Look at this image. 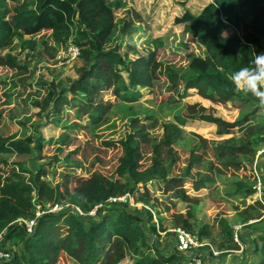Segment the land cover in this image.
Listing matches in <instances>:
<instances>
[{"label": "rangeland", "instance_id": "1", "mask_svg": "<svg viewBox=\"0 0 264 264\" xmlns=\"http://www.w3.org/2000/svg\"><path fill=\"white\" fill-rule=\"evenodd\" d=\"M212 1L112 0L109 6L114 26L105 47L118 52L125 62L153 56L158 64L151 71L153 88L139 86L129 90V93L135 94V98L129 102H122L113 94H103L102 101L101 94L95 96L92 107L86 96L72 97L69 94L66 103L58 101L60 93L68 92L71 85L84 76L89 66L87 60L80 56V51L77 58L70 59L68 48H78L77 43L82 42L79 33L83 28L76 22L65 45L54 43L50 33L44 31L36 37L37 43L29 46L26 44L28 38H23L18 32L0 51L2 57L15 56L19 65L17 71L0 69V135L8 137L17 134V143L29 149V153L2 155L0 160L9 165L15 164L18 170L24 172L25 178L40 172L45 182L54 187L64 183L67 173L78 174L83 179L94 171L112 175L119 153L107 143L119 141L126 134L133 135L131 148L136 154L133 159L136 169L133 168L130 174L126 172L122 181L112 186V193L96 206L107 209L101 214L107 217L109 232L123 209V200L119 198L126 194L131 196L126 211L137 214L143 220L140 225L143 237L137 251L124 264H134L141 258H157L158 255L173 254L179 257L174 250L175 232L182 229L177 217L185 215L187 211L193 216L189 220L193 226L191 233L198 235L204 224L212 226L211 239L203 241L221 252L217 258H213L217 264L223 259L230 261L227 264L252 262L253 239L263 233L264 198L249 199L245 198L244 193L249 189L254 190L255 172L264 171V157L256 163L255 150L244 158L231 152L232 155L228 154L224 159L222 150L225 146H240L244 134L255 132L257 125L264 126V106L251 93L241 91L243 98L251 100V106L260 109L245 127L228 128L221 122H192L184 119L187 106H195V110H198L204 106V102L195 91L186 90L169 79L176 77L188 62L182 47L183 37L178 33L181 25L175 24L174 18L182 16L185 10L198 15ZM234 2L245 21L250 22L249 14L239 8L237 0ZM155 39L162 41L163 51L159 50ZM260 53H264V50ZM124 69L120 68L121 75L128 84ZM96 81L93 77L88 82L93 85ZM250 105L229 103L207 109L213 117L233 123L242 116L254 113ZM96 107H100L101 113L91 118L89 114H93ZM88 111L91 112L86 113ZM164 134L169 139L168 145L159 146ZM259 139L263 142L264 134ZM198 143L200 147L196 148L194 155L200 161L193 163L189 173L185 172L190 164L183 151L192 150ZM170 148H173V154ZM174 158L177 161L173 175L186 178V194L198 196V202L179 199L164 180L170 178L169 168ZM207 179V189L193 191L196 184ZM261 179L264 180V177L261 176ZM77 182V177L71 176L64 185L72 190ZM145 191H148L150 198L143 196ZM33 198L36 197L33 195ZM86 202L85 190L81 189L68 194L57 204L68 205L70 211L72 207H77L83 213L80 216L97 219L95 214L90 215L96 211L93 202ZM34 204L42 206L37 199ZM80 206L91 208L85 213ZM223 222L231 227L229 236L237 233L239 243L234 244L239 246L238 250L224 249L233 248L231 241L225 244L226 247L216 248L224 234L221 231ZM152 225L156 226L157 232L152 230ZM2 249L19 256L23 253L21 241L7 242ZM199 251L207 259L212 258L207 253V247L203 246ZM59 264H71V260L63 256Z\"/></svg>", "mask_w": 264, "mask_h": 264}, {"label": "trees", "instance_id": "2", "mask_svg": "<svg viewBox=\"0 0 264 264\" xmlns=\"http://www.w3.org/2000/svg\"><path fill=\"white\" fill-rule=\"evenodd\" d=\"M237 1L239 8L251 17L250 22L245 21L234 0H213L198 15H192L185 10L182 16L174 18V23L181 25L178 33L183 37L182 47L185 49L183 51L188 62L176 77L171 76L169 79L182 85L186 90L195 91L204 102V106L198 110H195V106H187L184 119L204 123L221 122V125L228 128L235 126L243 128L260 112V109L250 105L251 100L248 97L243 98L241 91L235 90L230 76L246 65L255 54L264 50V0ZM110 4L112 0H0V51L18 32L23 38H28L26 44L29 46H34L37 43L36 37L44 31L50 33L54 43L65 45L76 22L83 28L79 33L82 42H78L76 46L79 48L80 56L87 60L89 66L84 76L72 84L68 92L60 93L58 101L66 103L67 95L70 94L72 97L80 95L89 97L87 101L93 106L95 96L101 94L102 101L103 94H113L122 102H129L135 98V94L129 93V90L139 86L153 88L154 78L151 71L158 64L153 56L148 58L142 56L125 62L118 52L105 47L114 26ZM155 43L159 50L163 51L162 41L155 39ZM122 67L128 75V84L121 75ZM0 69L17 71L19 69L17 58L12 55L6 57L0 55ZM93 77L97 81L91 85L88 81ZM229 103L250 105L254 113L242 116L233 123L208 114L209 106L223 107ZM96 108L93 114H89L91 118L101 113L100 107ZM255 130L253 133L243 135L240 146L223 147L222 157L227 158L228 154L232 155L231 152L238 153L243 158L252 155L256 148L264 143V140L262 142V139H259L264 134V126L257 125ZM225 133L230 134L226 131ZM17 137V134L8 137L0 135V156L29 153L27 147L17 143ZM132 139V134H126L119 141L107 143L119 153L112 175L94 171L83 179L78 174L67 173L64 176V183L54 187L45 182L42 173L36 172L25 178L24 172L18 170L15 164L9 165L0 160V251L4 252L2 247L7 242L21 241L23 245L21 256L12 251L4 252L8 254V258L0 259V264H59L63 256L69 258L71 264H124L127 258L137 251L143 237L140 226L143 220L137 214L126 211L128 204H122L123 209L109 232L107 217L101 214L107 210L104 207L96 210L97 219L88 215L77 216L71 213L69 208L57 213H44L36 218L32 200L37 199L42 205L40 207L44 209L45 204H57L68 194L84 189L87 202L91 201L94 207L98 206L112 193L114 189L112 186L120 183L125 173L130 174L135 167L133 159L136 154L131 148ZM161 142L159 146L168 145L169 139L165 134ZM199 147L198 143L192 150L183 151L188 156L190 164L185 172H190L193 163H199L200 158L194 155L196 148ZM172 149L170 148V153L173 154ZM176 161L177 158H174L170 165V178L164 180L179 199L198 202V196L191 197L186 194L184 189L186 178L173 175ZM71 176L77 177L78 182L69 190L64 184ZM207 183L208 179L200 181L193 187V191L199 192L200 189L206 188ZM253 193L254 190L249 189L244 196L251 198ZM33 195L36 198H33ZM144 195L150 198L148 191L143 192ZM80 207L85 213L91 208ZM191 218L192 213L187 211L185 215L177 217V222L182 229L192 232L193 226L189 223ZM18 219L35 220L31 234L26 233L23 224L17 223ZM151 227L157 232L155 225ZM221 227L224 234L219 238L216 248L226 247L225 244L231 241L233 248L224 249L238 250L239 246L235 245L233 237L229 236L231 229L229 224L223 222ZM211 230L212 226L204 224L198 233L199 239H211ZM253 241L252 262L237 264H264V231L255 236ZM178 255L179 257L169 254L158 255L152 259L141 258L134 264H173L175 261L174 264H184L183 257Z\"/></svg>", "mask_w": 264, "mask_h": 264}, {"label": "built area", "instance_id": "3", "mask_svg": "<svg viewBox=\"0 0 264 264\" xmlns=\"http://www.w3.org/2000/svg\"><path fill=\"white\" fill-rule=\"evenodd\" d=\"M68 52L70 55V59L77 58L79 55V49L76 47L70 46L68 48ZM256 157L261 158L264 157V143L256 149ZM256 175V174H255ZM255 185L253 186V189L257 194H260L262 192L263 186L261 179L258 178V176L255 177ZM120 200H123V203L130 204L131 202V196L130 194L124 195L122 198H119ZM118 201V200H116ZM32 203L34 205V211H35V217H39L44 213H57L64 209V207L69 208L68 205L61 206L58 204H48L44 209H42L40 206H35V199L32 200ZM98 207H95V210H97ZM72 213L80 216L83 215V213L78 209L77 207H72L71 209ZM75 211L78 213L76 214ZM96 212V211H95ZM95 212L90 213V215H94ZM17 223L23 224L25 226V230L27 234H31L33 231V227L35 225V220L32 219H18ZM240 228V227H239ZM237 229V228H236ZM233 241L235 243H239L237 238V233L233 236ZM207 247V253L211 255V259L217 258L221 252L214 249L212 246H210L208 243L204 242L203 240H200L198 235L195 233L188 232L184 229H177L175 232L174 237V250L177 254H180L183 256V262L184 264H208L207 263V257L203 256L204 253H201L199 250L201 247ZM200 252V253H199ZM8 254L0 251V259H7Z\"/></svg>", "mask_w": 264, "mask_h": 264}, {"label": "clouds", "instance_id": "4", "mask_svg": "<svg viewBox=\"0 0 264 264\" xmlns=\"http://www.w3.org/2000/svg\"><path fill=\"white\" fill-rule=\"evenodd\" d=\"M236 91L251 93L264 106V53L255 54L230 76Z\"/></svg>", "mask_w": 264, "mask_h": 264}, {"label": "crops", "instance_id": "5", "mask_svg": "<svg viewBox=\"0 0 264 264\" xmlns=\"http://www.w3.org/2000/svg\"><path fill=\"white\" fill-rule=\"evenodd\" d=\"M261 158H263V157H261ZM260 160V158H257V160H256V163L258 162ZM258 165H260V163L258 164ZM263 168H264V164H263ZM256 170H258V168L256 169ZM255 174H256V176H258V178H260L261 179V176H263L264 177V171L263 172H255ZM261 182H262V186H263V189H262V192L260 193V194H257L256 192H255V190H254V193H253V195H252V199H255V197L256 198H258V197H263L264 198V180H262L261 179ZM250 199V198H249ZM261 199V198H260ZM263 226H264V224H263ZM264 231V230H263ZM254 242V241H253ZM248 244V243H247ZM252 254V253H251ZM203 256H205V254H203ZM252 257H253V259H254V256L252 255ZM208 261H207V263L208 264H217V260H215V259H207ZM225 262V263H224ZM227 262H229L230 263V261L229 260H225V259H223V261L220 263V264H227ZM237 264V263H236Z\"/></svg>", "mask_w": 264, "mask_h": 264}]
</instances>
